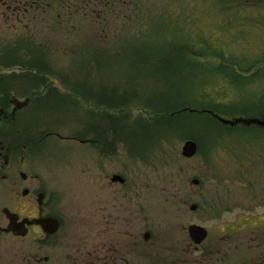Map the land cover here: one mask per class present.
I'll use <instances>...</instances> for the list:
<instances>
[{"label": "rangeland", "instance_id": "rangeland-1", "mask_svg": "<svg viewBox=\"0 0 264 264\" xmlns=\"http://www.w3.org/2000/svg\"><path fill=\"white\" fill-rule=\"evenodd\" d=\"M160 10L162 11V9ZM201 14H198V18H201ZM27 24L29 27L10 29L8 24L1 23L0 48L11 46L9 50L13 51L15 55L26 47L35 54L42 50L45 60L49 59L47 63H50L57 73L59 72L63 76L71 72L70 81L83 84L86 82V87L91 92L98 91L100 86L107 92L117 91L118 96H121L123 91H132V93L124 94V100L122 99V102L118 100V103L126 104L129 97L136 98L134 100L144 99L145 103L138 108L134 105L124 106V111L121 114L122 122L116 125L117 131L128 136V140L139 142V145L127 144L129 150L136 154L133 161L128 158L123 149H120L119 160L122 168L117 165L116 171L125 173L128 180H136L146 186L147 182L154 185L153 216L146 228H148L151 240L155 244L158 259L160 261L165 259L164 241L169 234L174 235L178 240L183 234V227L190 223H196L212 233L216 224L230 219V263L243 264L250 260H257V255H260L264 248V216H262L264 214V139H259V136L241 129L222 130V128L212 126L204 121L198 122L196 125L190 123L187 128V123H184L185 125L183 124L182 127H172V131L159 129V136L165 135L164 138H151V136H146L150 126L148 127L149 124L147 125V122L143 120L151 117L156 118L162 112L163 100L172 104L173 107L176 105L175 102L179 101L174 97L175 91L167 95L159 92L166 85H173L181 93L187 91L188 97L191 95L196 97L195 92L203 88L216 97L221 91L223 94L225 93V99L224 97L215 99L217 103L224 105L215 106L217 107L214 108L215 114L209 113L213 119L215 116L226 120L239 117L244 119L247 112L251 115H262L264 113V64L254 67H249V64L254 55L264 52V21L254 24L239 22V25H230V29L236 32V34L231 33L230 38H226L230 40L228 47L230 60L229 54L226 57L221 55L218 60L212 61L190 59L186 56L183 59H177V61L175 58L161 60L156 65L153 54L147 55V51L141 48L143 50L141 53L131 54L128 59L138 62V68L141 70H151L148 73L150 76L142 77L140 75L138 78V72L133 71L132 78H130L131 84L128 81L129 76H127V63L126 61L121 62L118 58L119 51L117 53L109 51L111 49L102 51V49L111 46L108 45L107 40L104 42L99 39L92 40L85 35V38L71 35L64 37L65 35L61 33V31H66L64 26L59 30L38 21ZM85 26L80 31L82 29L92 30L93 36L100 38L98 37L99 30L96 27H93L91 23L85 24ZM109 27L106 28V34L109 33L108 29L113 28V26ZM116 28H114L115 31H117ZM203 28L207 30L209 27L205 21L199 20L195 31H200ZM80 31L75 30L74 33ZM82 33L84 32L82 31ZM50 34L52 35L50 36ZM104 34L105 32L102 31V36H100L102 38L107 36ZM211 40L217 43L223 42V39L219 38L217 34H213ZM98 42L100 44H97ZM133 42L136 44L150 43L154 42V39L141 37L134 38ZM15 44L22 46L23 49L16 47ZM73 44L75 45L74 52L79 54L82 61L85 60L90 67V73L86 74L87 76L78 72L79 70L76 72L77 67L74 69L72 68L73 64H70L80 58L75 56L76 54L66 55L62 51L63 47ZM95 46L101 49L96 58L92 54L96 51ZM120 46L119 42V45H115L114 49L117 50ZM49 48L56 51H47L50 50ZM58 49L60 50L58 51ZM73 57L75 58L71 59ZM215 66L219 67V70L216 69V76L229 79L230 90L220 88V85L217 86V80L213 82L210 79L213 77L205 78L203 76L204 73L207 75L208 71L210 74L214 73L211 69L213 70ZM166 73L169 75L172 73L173 79L177 82L170 81L163 84L160 80L155 79L157 74ZM50 81H52L51 78ZM152 91L159 93L152 94ZM106 96H112V94L106 93ZM176 96H180L182 99L184 97L180 94ZM161 99L163 100L161 101ZM82 107L70 105L64 108L59 104L49 103L43 106V120L51 126V131L58 135L69 136L72 133H82L84 130V107ZM116 112L117 110L112 114L119 118ZM141 118L142 122L139 121ZM209 120L207 121L209 122ZM137 121L143 126L140 130L136 129ZM144 134L145 136H143ZM187 140L193 141L197 148V154L188 159L181 156V148ZM50 141L56 145L51 146L56 151L50 150L48 156L54 159L53 164L57 165V171H60L57 174L66 180L70 176L63 170L67 169L68 164L69 166H78L79 163H82L83 151H79L77 145L71 144V142L63 145L56 137H51ZM66 153H68L65 158L66 162L54 158V156L60 158L61 154L66 155ZM112 164H114V160ZM69 179L74 192L75 210L81 213L87 192L86 180L78 172ZM193 179L199 180L197 186L191 185ZM106 191L108 193L107 189ZM186 200H188L187 203ZM191 204H195L197 210L190 211ZM194 216L201 217L195 218ZM84 220V216H74L75 230L83 229ZM139 229L141 231V226ZM141 236L139 239L143 241ZM251 245L257 246V248L248 252V247Z\"/></svg>", "mask_w": 264, "mask_h": 264}, {"label": "flooded vegetation", "instance_id": "flooded-vegetation-1", "mask_svg": "<svg viewBox=\"0 0 264 264\" xmlns=\"http://www.w3.org/2000/svg\"><path fill=\"white\" fill-rule=\"evenodd\" d=\"M21 15L0 5V24L6 23L10 29L29 27L20 21ZM0 49V264H232L230 219L216 224L212 233L205 228L206 235L199 243L188 235L189 226H200L196 223L183 227L178 240L169 234L164 241L165 259L160 261L146 228L153 216L154 185L128 180L125 173L116 171L117 165L122 168L120 149L132 161L136 154L122 141L117 128L106 132L103 91L91 92L86 87L83 106L70 97V88L57 74L32 65L37 56L24 51L26 48L17 55L9 50L11 46ZM30 72L39 78L28 81L26 75L33 77ZM49 103L64 108L83 106V132L69 136L52 132L43 120V106ZM215 120L228 129L239 124ZM51 137L83 151L82 163L68 164L63 170L70 177L81 173L86 180L81 213L75 210L70 177L62 179L54 159L48 156L51 146H56ZM67 154L53 156L66 162ZM114 177L120 180L113 181ZM198 184L199 180H191V185ZM189 210H197L196 205L191 204ZM74 216H84L82 230H75ZM255 248L249 246L248 252ZM257 256L243 264H264V248Z\"/></svg>", "mask_w": 264, "mask_h": 264}, {"label": "trees", "instance_id": "trees-1", "mask_svg": "<svg viewBox=\"0 0 264 264\" xmlns=\"http://www.w3.org/2000/svg\"><path fill=\"white\" fill-rule=\"evenodd\" d=\"M0 5L9 6L11 12L22 13L20 21L25 23H34L38 21L51 25V27L58 28L59 30L66 27V31H61L62 35H65L64 37L71 35L85 38L86 36L92 40L99 39L103 42L104 40H107V43L109 42L108 45L111 46L102 49V51L109 49H111L109 51H112L113 53L119 51L117 54L118 58L121 62L126 61L127 63L126 70L128 71L127 76H129V83L133 71L138 72V78L140 75H142V77L150 76L148 73L149 71L151 72V70H141L138 68V62L134 61V59H128L131 54L141 53L143 51L141 48H144L147 51V55L153 54L154 59H156V65L159 64L161 60L175 58L177 61V59H183L186 56L190 59L194 58L201 61H212L218 60L221 55H223L222 57H226L227 54H229L230 60V50H228L230 40H227L226 38H230L231 33L236 34V32L230 29V25H239V22H249L250 24H254L264 21V0H0ZM16 6H18L19 9H16ZM160 9H162V11ZM198 14L202 15L201 18H198ZM199 20L205 21L209 28L207 30L205 28L202 30L200 29V31L196 30V32L195 29ZM89 23L99 30V33H97L100 38H95L92 30L87 31L86 29H82L84 33L80 31L82 27H86L85 24L87 25ZM109 26H113V28L108 29L109 33L106 34V28H110ZM115 27H117V31H115ZM74 29L80 32L74 33ZM101 30L107 35L104 38L101 37ZM213 34H217L219 38L223 39V42L217 43L211 40ZM51 35L52 34H50V36ZM141 37H152L154 42H140L137 44L136 42H133L134 38L138 39ZM119 42L121 45L120 48L117 50L114 49L115 45H119ZM97 44L100 43L98 42ZM95 47L96 51L92 54H94L96 58L101 49L97 46ZM74 49L75 45L73 44L63 47L62 51L66 55H75L76 53L74 52ZM59 50L60 49H58V51ZM24 51L32 56H37V59L32 60V65H38L44 71L48 69L57 74L58 80L63 85L70 88V97H73L77 102L80 101L81 105H85L84 97L86 94V82L83 84L81 82L70 81L69 76L71 72H69L68 75L63 76L60 75L59 72L57 73L50 64L46 62L42 50L39 52L37 51L36 54L29 51V49ZM54 51L56 50H53L52 52ZM75 56L79 57V54H76ZM74 58L75 57L71 59ZM79 58L80 59H76L70 63L73 64L72 68L75 69V67H77V70L75 71L77 72L79 70L78 72L83 75L86 71L90 73V67L87 65L88 63H86L85 60L82 61L81 57ZM29 62L30 61H25V63ZM262 64H264V52L254 55L249 67ZM161 66L164 68L162 63ZM216 69L219 70V67L215 66L213 70L211 69L214 73L210 74L208 71V74L205 75L204 73L203 76L205 78L213 77L210 79H212L213 82L217 80V86L220 85V88H228L230 90L229 79L216 76ZM30 74L33 77L26 75L28 81L31 78H39L37 73L34 74L30 72ZM72 75L74 76L75 74ZM171 76L172 78H169ZM173 76L172 73H170V75L167 73L157 74L155 79L160 80L163 84L170 81L176 83L177 81L173 79ZM41 79L45 80L44 73H42ZM45 84L51 83L46 81ZM130 84L129 87H131ZM100 90L103 91V96L105 98L103 116L106 117L107 121V133L115 132V129L117 128L116 125L122 122L121 114L124 111V106L130 107L134 105L138 108L145 103L144 99L140 98L134 100L136 98L132 97L127 98L129 101L126 104L117 102L118 100L122 102V99L124 100L125 98L124 94L128 92L132 93L131 90L123 91L121 96L117 95V91L112 90V92H107L106 90L101 89V86ZM138 91L140 92V90ZM172 91H175L174 97L179 101L175 102L176 105L173 107L172 104L161 99V101L163 100L162 112H160L156 118L151 117L147 120H143L147 122V125L149 124L148 127L150 126V129L147 130L146 136L163 139L165 135L160 137V133H158L159 129L172 131V127H182L184 123H187V128L188 124L191 123L196 125L201 121L207 122L212 126L220 127L222 130L228 129L224 126L222 127L209 114V112L216 113L214 108L216 109L217 107L215 106L224 105L223 103H217L215 99L224 97V95H226L225 93L223 94L222 91L218 94L216 93L219 95L216 97L210 94L207 89L203 88L200 91L195 92L196 97L192 95L191 97H188L187 94L189 93H187V91L181 93L178 89L174 88L173 85H166L159 92L167 95L170 92L172 93ZM159 92L152 91V94H157ZM106 93L112 94V96L107 97ZM177 94L184 96L183 99L180 96H176ZM192 97L194 98L191 99ZM165 102L166 105H164ZM96 110L98 111V109ZM115 110H117L116 113L119 118L112 114ZM253 119L259 121L263 120L264 113L262 115H251L247 112L243 120L249 121ZM141 120L142 118L139 121L142 122ZM207 120H209V122ZM135 124L137 130H140L141 127H143L138 121ZM239 129L259 136V139H264V127H260L256 123H250L249 125L239 123L238 126L230 127L228 130L234 131ZM149 131L151 132L150 134ZM138 135H140L139 132ZM143 136H145V134ZM122 141L131 145H139L138 141L128 140V136L124 135H122Z\"/></svg>", "mask_w": 264, "mask_h": 264}, {"label": "water", "instance_id": "water-1", "mask_svg": "<svg viewBox=\"0 0 264 264\" xmlns=\"http://www.w3.org/2000/svg\"><path fill=\"white\" fill-rule=\"evenodd\" d=\"M215 118L220 123H222L224 125L233 126V125H236L238 123H242L245 125H249L250 123H256L258 126L264 127V120L263 121H259L256 119L249 120V121H246L243 119L226 120V119H222V118L217 117V116H215ZM196 150H197L196 144L191 140H187L183 143V146L181 148V156L183 158H191L195 155ZM112 179H113V181L120 180L119 177H114ZM192 183L197 184L196 181H193ZM190 209L193 210L194 206L190 207ZM54 229H52L51 231H53ZM188 235L195 243H199L202 239H204V237L206 235V231L204 228H202L200 226L191 225L188 227ZM145 238H147V235H145Z\"/></svg>", "mask_w": 264, "mask_h": 264}]
</instances>
